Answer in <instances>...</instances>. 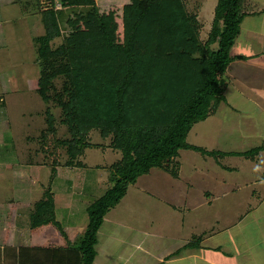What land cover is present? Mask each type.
Wrapping results in <instances>:
<instances>
[{
	"label": "trees",
	"instance_id": "trees-1",
	"mask_svg": "<svg viewBox=\"0 0 264 264\" xmlns=\"http://www.w3.org/2000/svg\"><path fill=\"white\" fill-rule=\"evenodd\" d=\"M135 1L115 7L97 0H50L44 9L41 0H16L24 14L40 17L44 27L33 43L40 68L36 92L47 104V127L29 141L37 142L34 154H43L51 172L48 183H42V201L30 226L62 227L52 186L61 168L88 167L84 159L89 149L120 153L107 165L105 193L87 207L85 232L74 244L64 247L51 241L40 248L45 256L37 261L43 264H94L98 231L107 213L154 168L178 178L176 159L182 150L219 158L255 156L264 150L262 145L210 151L187 141L193 127L227 101L222 89L226 68L245 58L231 52L242 22L264 11L250 12L248 0H217L210 25L200 17V3L191 9L188 0ZM166 3H176V8L165 5L161 10ZM176 11L180 17L173 15ZM53 108L59 109L58 119L52 117ZM59 125L67 129L61 138ZM94 133L100 141H94ZM61 148L68 154L63 163L58 160ZM195 237L188 246L199 247L201 236Z\"/></svg>",
	"mask_w": 264,
	"mask_h": 264
},
{
	"label": "rangeland",
	"instance_id": "rangeland-1",
	"mask_svg": "<svg viewBox=\"0 0 264 264\" xmlns=\"http://www.w3.org/2000/svg\"><path fill=\"white\" fill-rule=\"evenodd\" d=\"M97 2L100 5L116 7L130 5L136 1L97 0ZM168 3L164 4L161 10ZM188 3L191 9L200 3V17L211 25L217 0H188ZM41 4L46 9L50 0H41ZM247 5L250 12L264 11V0H248ZM171 8H176V3L167 6L168 10ZM23 10L16 0H0L2 212H5L6 207L7 209L10 207L8 203H4L5 201L11 198L18 199V203L10 207L8 226L4 227L0 235L4 243L12 238L11 229L14 225L13 215L16 214V205H21L24 201L28 206L21 205L23 207L19 209V230L24 228L21 233L29 237L30 243L34 240L26 225H29L34 212L37 211L36 204L42 201L44 190L42 183L44 185L48 183L51 172V167L43 154L39 153L36 156L34 154L38 149L37 142L29 141L47 127V104L36 92L40 68L35 62L36 51L33 43V37L42 34L44 27L40 17L24 14ZM178 12H174L173 15L180 17L181 13ZM162 21L167 23L165 20ZM164 23L163 26L166 25ZM207 31L205 28L203 36H206ZM244 32L246 36L242 34L241 37L253 44L257 52H263L264 18H261L260 24L258 23L252 32L248 29ZM225 79L226 83L222 84V89L225 91L227 101L222 102L219 113L226 110L225 103H231L235 108L256 113L264 122V92L250 90L239 76L231 77L227 73ZM58 85L60 86V83ZM52 104L53 102L50 101L49 105ZM59 114L58 108L52 109V117L58 119ZM222 123L219 116H210L193 127L187 141L210 151L226 150L227 148H217L220 142L218 133L223 126ZM238 132L239 130L236 133L238 139L249 134L247 131ZM66 135V127L59 125L58 136L61 138ZM93 137L94 141L101 140L97 133H94ZM227 137L229 138L226 139ZM235 138V135H224L222 140L227 141L229 146L231 144L229 141L233 140L234 143ZM58 153V160L65 162L68 158L66 149L61 148ZM119 158L120 153L113 152L110 148L106 151L94 148L86 152L84 160L88 163V167L60 169V175L52 186L56 193V217L62 227L52 224V226L45 225L44 229L41 226L42 230L34 235L36 241L42 242L40 246H45L46 242L51 241L64 247L76 243L89 224L87 212L89 203L93 198L103 195L107 189L110 172L107 165ZM176 161L180 163L178 178H174L162 168H154L142 175L136 185H131L121 202L107 213L98 231V243L100 242L98 264L107 262L108 257L109 261L113 262L111 264L126 261L125 241L129 229L134 230L132 234L136 235H141L142 230H153L170 235L187 236L195 231L199 233L213 228L212 232H216L223 227H226L227 231L223 234L225 244H222V248L227 254H236L234 256L239 260L238 264H255L253 256L259 264H264V257H261L263 253L250 247L254 245L253 242H257L259 245L257 244L256 247L264 249L260 237L263 235L264 238V154L229 155L219 158L196 150H182ZM246 213H249L248 217ZM236 222H239V225L229 227ZM62 230L67 236L61 234ZM257 231L259 235H254L255 239L258 238L255 241L251 236ZM239 241L241 243H237ZM241 244L243 246L240 249ZM248 247L249 250L245 249ZM258 255L260 258H257ZM41 260L38 261L40 264Z\"/></svg>",
	"mask_w": 264,
	"mask_h": 264
},
{
	"label": "crops",
	"instance_id": "crops-1",
	"mask_svg": "<svg viewBox=\"0 0 264 264\" xmlns=\"http://www.w3.org/2000/svg\"><path fill=\"white\" fill-rule=\"evenodd\" d=\"M263 14L264 12L258 15L250 14L245 17L246 19L244 18L245 20H243L242 22V32L237 38L231 52L233 55H240L244 56L245 58L232 61L226 68L227 73L230 74L231 77H234L235 75L239 76L240 80L247 84L250 90L254 89L256 91L258 90L259 92H264V51L260 53L257 52V50H255V46H253V44H251L247 39L241 37V35H245L244 31H246L247 29L249 32H252L255 27H257L258 23L260 24L261 18H264ZM245 51L248 52L244 53ZM221 105L222 102L218 108V111L215 114L219 116L223 122V126L218 133V139H220V142H218V149L227 148L229 150L226 149L222 151L230 152L246 151L248 149L264 145V122H262L258 118V115L256 113L246 112L235 108L231 103H225V106H227L226 110H224L220 114L219 111ZM238 130V133L247 131L249 134L243 135L241 139H238L236 135ZM224 135H235V142L233 143V140H230L229 143L231 144H229L228 146V143H226L227 141L225 142L224 140H222ZM228 138L229 137H227L226 139ZM222 145H224V147ZM244 145H248L250 148H246L247 146ZM262 152L264 154V150H262L255 156L263 155L261 154ZM17 200L18 199L11 198L8 201H5L4 203H8L11 207L12 205L18 203ZM1 203L0 235H2V231L5 229L4 227L8 226L7 218L9 219L8 213L10 212V207H8L9 209H7L6 207L5 212H2ZM26 204H28L26 201L21 203V205ZM21 205H16V214L13 215L14 225L11 229L12 238L6 243H4L0 236V264H38L37 259L39 258V256L42 257V259L45 256V250L40 248H45L50 245L49 242H46L47 245L40 246V243L42 242L36 241V237H34V235L36 232L42 229H40V227L37 229L32 228L30 226V221L29 225L26 226H28L30 236L32 234L34 240H32V242L30 243L29 237H25L24 235H22L21 231L24 230V228H21L19 230L18 224V214L20 212L19 209L20 207H23ZM238 223L239 222H236L229 227L233 228L234 226L239 225ZM43 227L45 229V226ZM213 229L210 231H201L199 233L195 231L192 232L191 235L187 236L180 234L170 235L168 233L156 232L153 230H142L141 235H136L132 234L134 230L129 229L126 234L127 236L125 241V244H127L125 248L126 261L124 263L120 262L118 264H201V262H203L202 264H238L239 260L234 256L236 254H227L222 248V244H225V237L223 234L227 231V228L223 227V229L221 228L216 232H212ZM18 230L19 234L22 237H20V235L18 236ZM255 234L259 235L258 231L252 233L251 237H253L256 241L258 238L255 239ZM195 236H201V242L199 243V247L188 246L189 242ZM260 237L261 243L263 244V235ZM250 240L253 241V239ZM99 243L97 244L98 254L96 256L94 264H98V258H100ZM237 243L241 242L239 241ZM253 243L255 246L252 244L250 245V247L252 249L255 248V250L260 253H263L261 257H264V249H259L258 247H256V245H259V243ZM239 246H241V249L243 245L241 244ZM245 249L249 250L250 248L248 247ZM252 258L254 259L255 264H259V261L257 262L254 256ZM257 258H260L259 255ZM136 259L137 261H135ZM106 260L108 261L104 262V264L113 263L109 261V257Z\"/></svg>",
	"mask_w": 264,
	"mask_h": 264
}]
</instances>
